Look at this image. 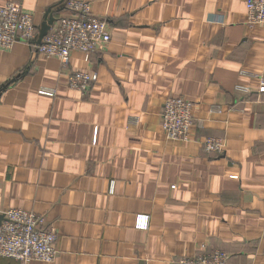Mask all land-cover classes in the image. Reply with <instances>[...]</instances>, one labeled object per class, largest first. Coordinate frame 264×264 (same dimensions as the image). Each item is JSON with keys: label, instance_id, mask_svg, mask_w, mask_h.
Here are the masks:
<instances>
[{"label": "crops", "instance_id": "1", "mask_svg": "<svg viewBox=\"0 0 264 264\" xmlns=\"http://www.w3.org/2000/svg\"><path fill=\"white\" fill-rule=\"evenodd\" d=\"M8 1L37 29L48 8L68 13ZM85 1L110 33L88 60L0 49V218L23 209L55 227L56 258L34 264H178L214 249L264 264V24L246 22L245 0ZM72 71L97 79L80 93ZM170 96L194 104L192 135L222 138V153L166 138Z\"/></svg>", "mask_w": 264, "mask_h": 264}, {"label": "built area", "instance_id": "2", "mask_svg": "<svg viewBox=\"0 0 264 264\" xmlns=\"http://www.w3.org/2000/svg\"><path fill=\"white\" fill-rule=\"evenodd\" d=\"M67 14L55 19L40 44H36L37 28L32 14L20 4L8 1L0 5V49H10L16 41L28 43L36 53L58 59L66 65L72 51L83 53L88 60L93 52L110 41L107 21L96 17L85 0H67ZM246 22L264 24V0H245ZM95 73L72 71L67 87L80 93L87 92L96 81ZM259 91H264V79H259ZM236 91L248 93L245 85H236ZM39 93L52 96L53 88H42ZM194 104L181 96H170L163 102L160 124L167 139L194 142L208 154L224 151L220 137H194ZM0 220V258L19 264L51 263L57 256V233L47 225L42 215L23 209H6ZM147 217L138 215L136 225L146 226ZM228 254L221 249L192 256H182L178 264H229Z\"/></svg>", "mask_w": 264, "mask_h": 264}, {"label": "water", "instance_id": "3", "mask_svg": "<svg viewBox=\"0 0 264 264\" xmlns=\"http://www.w3.org/2000/svg\"><path fill=\"white\" fill-rule=\"evenodd\" d=\"M65 1H67V0H61L60 3H63ZM61 9H62V6H60L56 10L58 11V10H61ZM53 15L54 14L51 11V8H48L47 11L44 14V20L42 21V23L40 24L39 28L37 29V35H36V40H35L36 44H40L41 43L42 38L46 35L48 30L50 29V26L52 25V23L55 20V17ZM5 86L6 85L2 86L0 88V90L4 89ZM1 218H0V220H1Z\"/></svg>", "mask_w": 264, "mask_h": 264}]
</instances>
